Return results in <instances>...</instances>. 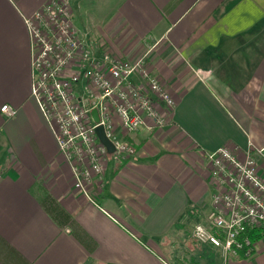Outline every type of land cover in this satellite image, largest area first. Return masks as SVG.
I'll return each mask as SVG.
<instances>
[{"label":"crops","instance_id":"crops-1","mask_svg":"<svg viewBox=\"0 0 264 264\" xmlns=\"http://www.w3.org/2000/svg\"><path fill=\"white\" fill-rule=\"evenodd\" d=\"M49 1L0 0V264H264V226L250 259L193 238L212 210L208 154L251 152L264 180V0H106L94 31L83 23L100 56L144 50L176 99L165 127L127 137L136 157L111 163L90 197L32 97L27 19Z\"/></svg>","mask_w":264,"mask_h":264},{"label":"built area","instance_id":"built-area-1","mask_svg":"<svg viewBox=\"0 0 264 264\" xmlns=\"http://www.w3.org/2000/svg\"><path fill=\"white\" fill-rule=\"evenodd\" d=\"M27 26L32 97L55 134L74 188L90 197L94 190L103 191L111 163L136 157L127 137L146 127L147 120L149 129L165 127L176 99L148 69L145 57L122 61L97 56L74 24L72 0L49 1L27 19ZM197 74L205 78L208 73ZM93 110L98 111V123ZM1 111L7 118L17 115L10 106ZM115 119L124 134L117 133ZM100 126L114 147L112 153L98 137ZM206 160L215 193L207 225L197 224L193 238L219 249L225 259H250L256 252L251 234L264 226L258 160L251 152L240 159L230 148H220Z\"/></svg>","mask_w":264,"mask_h":264},{"label":"rangeland","instance_id":"rangeland-1","mask_svg":"<svg viewBox=\"0 0 264 264\" xmlns=\"http://www.w3.org/2000/svg\"><path fill=\"white\" fill-rule=\"evenodd\" d=\"M107 2L106 0H94V1H90V2H87V1H84V3H80L78 5V10H76L73 6V20H74V24L76 26V28L81 32V33H84L83 31L85 29H83V23L86 24L87 22L88 23L85 25L87 29H90L92 28V31L93 30V27L95 26V24L97 22V20H100L103 18L104 16V12H106L108 10V6H107ZM86 22V23H85ZM85 34V33H84ZM93 37H97V34H93ZM89 43V42H88ZM93 51L94 53L98 56V51L93 47ZM103 56H110V57H114L112 55H110L109 53H103L102 54ZM147 58L146 57V53H144V50L140 51L138 53V56L135 57L136 60L140 59V58ZM114 58H117V57H114ZM118 59H121V58H118ZM134 59V61H135ZM122 61H126V60H123L121 59ZM148 63V69L151 70V66L149 65V62ZM152 71V70H151Z\"/></svg>","mask_w":264,"mask_h":264},{"label":"water","instance_id":"water-1","mask_svg":"<svg viewBox=\"0 0 264 264\" xmlns=\"http://www.w3.org/2000/svg\"><path fill=\"white\" fill-rule=\"evenodd\" d=\"M92 117H93L95 122H97V123L99 122V115H98L97 110L92 111ZM97 134H98V137H99L101 143H103L107 147L108 151L110 153L114 152V147L111 144V142L107 139V137L105 135L104 128L102 126L97 128Z\"/></svg>","mask_w":264,"mask_h":264},{"label":"trees","instance_id":"trees-1","mask_svg":"<svg viewBox=\"0 0 264 264\" xmlns=\"http://www.w3.org/2000/svg\"><path fill=\"white\" fill-rule=\"evenodd\" d=\"M254 233V232H253ZM253 233L251 234V236L253 235Z\"/></svg>","mask_w":264,"mask_h":264}]
</instances>
